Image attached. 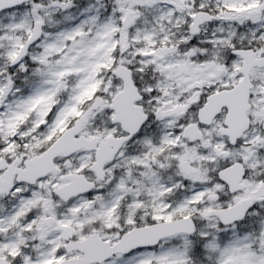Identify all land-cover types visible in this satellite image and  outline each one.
<instances>
[{
	"label": "snow or ice",
	"instance_id": "1",
	"mask_svg": "<svg viewBox=\"0 0 264 264\" xmlns=\"http://www.w3.org/2000/svg\"><path fill=\"white\" fill-rule=\"evenodd\" d=\"M0 264H264V0H0Z\"/></svg>",
	"mask_w": 264,
	"mask_h": 264
}]
</instances>
